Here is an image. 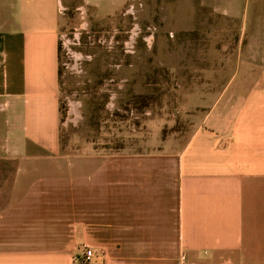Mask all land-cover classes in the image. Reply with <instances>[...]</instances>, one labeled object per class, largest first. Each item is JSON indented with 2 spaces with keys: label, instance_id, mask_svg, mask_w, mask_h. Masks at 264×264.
<instances>
[{
  "label": "crops",
  "instance_id": "0c3cea01",
  "mask_svg": "<svg viewBox=\"0 0 264 264\" xmlns=\"http://www.w3.org/2000/svg\"><path fill=\"white\" fill-rule=\"evenodd\" d=\"M206 1L245 72L181 149L107 155L61 152L57 0H0V264H264V0Z\"/></svg>",
  "mask_w": 264,
  "mask_h": 264
},
{
  "label": "rangeland",
  "instance_id": "374dc122",
  "mask_svg": "<svg viewBox=\"0 0 264 264\" xmlns=\"http://www.w3.org/2000/svg\"><path fill=\"white\" fill-rule=\"evenodd\" d=\"M201 1L57 0L62 153L174 151L202 131L218 91L245 69L212 49L202 25L205 14L227 25L225 5Z\"/></svg>",
  "mask_w": 264,
  "mask_h": 264
},
{
  "label": "built area",
  "instance_id": "2783aa9c",
  "mask_svg": "<svg viewBox=\"0 0 264 264\" xmlns=\"http://www.w3.org/2000/svg\"><path fill=\"white\" fill-rule=\"evenodd\" d=\"M94 256V251L92 249H88L84 254V264H90V259Z\"/></svg>",
  "mask_w": 264,
  "mask_h": 264
},
{
  "label": "trees",
  "instance_id": "16d2710c",
  "mask_svg": "<svg viewBox=\"0 0 264 264\" xmlns=\"http://www.w3.org/2000/svg\"><path fill=\"white\" fill-rule=\"evenodd\" d=\"M79 264H84L83 262L79 263Z\"/></svg>",
  "mask_w": 264,
  "mask_h": 264
}]
</instances>
